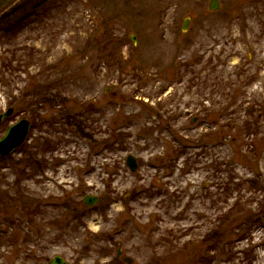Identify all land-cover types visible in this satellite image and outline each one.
Returning a JSON list of instances; mask_svg holds the SVG:
<instances>
[{
	"label": "rangeland",
	"instance_id": "1",
	"mask_svg": "<svg viewBox=\"0 0 264 264\" xmlns=\"http://www.w3.org/2000/svg\"><path fill=\"white\" fill-rule=\"evenodd\" d=\"M209 1L55 0L0 30V138L30 123L0 264H264V0Z\"/></svg>",
	"mask_w": 264,
	"mask_h": 264
},
{
	"label": "trees",
	"instance_id": "2",
	"mask_svg": "<svg viewBox=\"0 0 264 264\" xmlns=\"http://www.w3.org/2000/svg\"><path fill=\"white\" fill-rule=\"evenodd\" d=\"M18 0H0V23H4L6 20H9V23L2 27L0 26V30L3 31L2 36L7 39L6 35H10V33H14L15 31H18L21 29L19 25L16 24V22L12 21L14 18H16V15H18L19 19H22V17H25L27 20H30L32 17L36 16V11L38 10L39 3H47V2H53L55 0H21L18 4H15ZM29 4V6H27ZM25 7H30V9L27 12H24ZM22 15V16H21ZM13 16V17H12ZM12 17V18H11ZM26 20V21H27ZM24 23V22H23ZM98 53H101L104 51V47H97L95 48ZM112 57L111 53L108 54V57ZM5 69L8 67L5 66ZM0 83H3V80L0 79ZM31 88V87H30ZM44 89V91H43ZM48 87L46 86H38L36 85L34 89L31 90L30 97L32 100H35L36 103L40 104H51V101L47 99V90ZM248 223H251L248 221ZM245 226H248L246 223Z\"/></svg>",
	"mask_w": 264,
	"mask_h": 264
},
{
	"label": "water",
	"instance_id": "3",
	"mask_svg": "<svg viewBox=\"0 0 264 264\" xmlns=\"http://www.w3.org/2000/svg\"><path fill=\"white\" fill-rule=\"evenodd\" d=\"M218 7V2L216 0H210L209 10L214 11ZM187 20L184 22L182 30L186 29ZM132 42L134 38H132ZM12 114V110L8 109L5 113L0 114V122L9 117ZM29 131V123L23 119L19 120L16 124L11 125L7 128L5 135L0 139V157H5L11 154L16 148H18L25 140L27 133ZM126 166L131 172H134L137 168L136 160L128 156L126 158ZM97 202V199L92 196H86L83 199V203L87 206H92ZM119 254V253H118ZM127 264H131V261L124 259ZM49 264H65L64 260L60 257L55 256Z\"/></svg>",
	"mask_w": 264,
	"mask_h": 264
}]
</instances>
